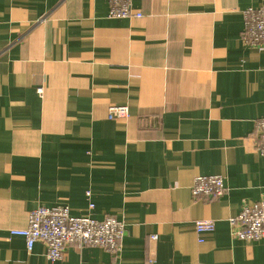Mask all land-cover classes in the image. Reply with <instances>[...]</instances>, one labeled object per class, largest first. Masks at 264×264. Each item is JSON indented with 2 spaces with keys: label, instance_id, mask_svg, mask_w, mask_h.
Instances as JSON below:
<instances>
[{
  "label": "crops",
  "instance_id": "obj_1",
  "mask_svg": "<svg viewBox=\"0 0 264 264\" xmlns=\"http://www.w3.org/2000/svg\"><path fill=\"white\" fill-rule=\"evenodd\" d=\"M131 4L141 18H109L107 0H0V264H264V239L233 240L228 222L264 201V43L243 35L264 0ZM210 176L224 194L194 198ZM38 207L123 222L118 253L28 252L11 232Z\"/></svg>",
  "mask_w": 264,
  "mask_h": 264
},
{
  "label": "built area",
  "instance_id": "obj_2",
  "mask_svg": "<svg viewBox=\"0 0 264 264\" xmlns=\"http://www.w3.org/2000/svg\"><path fill=\"white\" fill-rule=\"evenodd\" d=\"M109 18H141V14L132 8V0H107ZM244 41L249 46L264 43V8L248 9L243 13ZM257 144L255 151L264 156V120L255 122ZM225 192L223 179L218 176L197 177L193 181L191 194L194 198L218 199ZM231 238L243 242H256L264 239V201L241 208L240 213L229 221ZM197 234L213 229L211 221H197L194 225ZM12 235L21 236L28 252L34 244L41 243L46 249V258L50 263L59 261L67 245L77 248H100L111 254H117L125 234V224L107 217L101 221L92 218L70 216L66 207H38L28 215L27 227L13 230ZM152 242L157 239L150 238ZM145 264H155L148 259Z\"/></svg>",
  "mask_w": 264,
  "mask_h": 264
}]
</instances>
